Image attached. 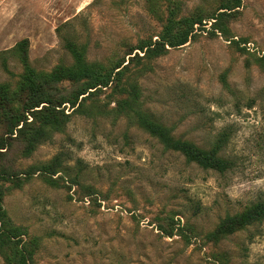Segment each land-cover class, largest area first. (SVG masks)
I'll use <instances>...</instances> for the list:
<instances>
[{"label":"rangeland","instance_id":"obj_1","mask_svg":"<svg viewBox=\"0 0 264 264\" xmlns=\"http://www.w3.org/2000/svg\"><path fill=\"white\" fill-rule=\"evenodd\" d=\"M1 88L0 264H264V0H0Z\"/></svg>","mask_w":264,"mask_h":264},{"label":"trees","instance_id":"obj_2","mask_svg":"<svg viewBox=\"0 0 264 264\" xmlns=\"http://www.w3.org/2000/svg\"><path fill=\"white\" fill-rule=\"evenodd\" d=\"M238 7V6H236ZM224 9H227L225 7ZM194 27V24L192 25ZM194 32V30L187 31L184 33L181 37H177L179 39H169V46L171 47H179L182 45H185L189 41V37ZM153 48H149V53L153 52ZM74 56L80 61L81 55L79 51L76 48H73ZM92 77V72L88 69L82 70H76L74 72H67L63 75V78H66L71 81H79L84 78H90ZM4 89H0V100L4 97ZM3 101V100H2ZM0 101V104L2 103ZM46 101H40L37 103V105H40L42 103H45ZM144 124L148 125L150 130L159 135L161 139L166 143V145L171 148L174 151H179L182 154H184L189 161L196 162L197 164L206 167V168H213L216 169L219 172H224L229 167V162L222 159L218 156V152L220 148L212 149L211 151H204L190 143L182 142L174 140L168 133L166 129L163 127L152 123L148 120L147 116L141 117ZM0 197V201H1ZM264 219V204L258 205L255 209H252L251 211L245 212L243 214L237 215L235 217L228 218L222 226L218 229L215 236L217 238L224 237L226 235H229L238 229L250 225L254 223L255 221H259Z\"/></svg>","mask_w":264,"mask_h":264}]
</instances>
